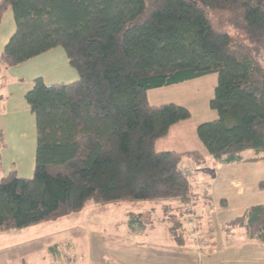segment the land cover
Returning a JSON list of instances; mask_svg holds the SVG:
<instances>
[{"label": "trees", "instance_id": "obj_1", "mask_svg": "<svg viewBox=\"0 0 264 264\" xmlns=\"http://www.w3.org/2000/svg\"><path fill=\"white\" fill-rule=\"evenodd\" d=\"M9 9L16 31L0 69L62 48L79 80L37 78L27 93L36 166L30 179L0 178V232L59 220L91 201L190 203L183 162L202 157L155 145L192 114L152 106L150 90L216 74L210 109L218 118L199 125L198 138L218 163L241 162L248 151L264 161V0H0V25ZM208 11L228 13L241 37L216 28ZM130 216L132 231L145 227L141 214ZM230 226L264 244V205Z\"/></svg>", "mask_w": 264, "mask_h": 264}, {"label": "rangeland", "instance_id": "obj_2", "mask_svg": "<svg viewBox=\"0 0 264 264\" xmlns=\"http://www.w3.org/2000/svg\"><path fill=\"white\" fill-rule=\"evenodd\" d=\"M9 14L10 15L5 17L3 22V28L5 30L9 29V16H11V22L15 27L11 9H9ZM208 16L216 28L228 31L231 35H234L235 38L241 37V35L230 26V15L228 13L208 11ZM47 58H49L48 62ZM20 70H22L20 75L23 76L24 81L29 82L32 86L38 77H43L46 85L66 83L72 80V76H75V79L79 80L78 72L69 65L68 58L62 48L54 50L50 55L43 56L41 59L25 65L23 69H15L12 76L15 77V74L20 72ZM176 86L180 85L178 84L156 90H165L161 91V94L167 97L169 101H175L179 105L192 104L190 110H188L193 113L194 121L211 119L209 115H203L202 109L195 104L198 102H194L196 99L200 100L203 97V93L199 88L197 89L194 86ZM19 89V85L13 88L14 102L22 97V92ZM153 91L148 92L151 100L154 99ZM207 97L208 96L204 97V99ZM19 111L20 113L22 112L21 110ZM208 111L215 114V119L218 118L217 113L211 110L210 107H208ZM18 126V124H15L7 127V138L5 140V144H8L7 148H4L3 142L0 143L2 150H5V155L0 164V166H2L0 167V176L5 177L8 175L9 172H6L5 166L11 164L9 160L12 158V155L19 151V148H16L18 142L15 141V137L19 136L20 141H22L21 132L23 131H19ZM25 127L24 131L26 134L23 140L24 144L21 142V148H24L22 151L25 155V163L30 164L31 158H33L35 165L34 160L38 142L35 116L29 124L28 121L25 122ZM254 155H256L254 151L244 153V156L247 158L253 157ZM239 167L240 169L242 168L248 171L247 175L245 174L240 177L247 184V188H245L246 200H243L242 195L238 194L237 189H235V196H228L230 209L227 211L228 213H225V217L227 218L234 217L236 214L241 213L245 206L264 204V190L260 192L254 184L256 181L264 180V161L246 163V165H240ZM18 169L20 171L18 174L19 177H27L28 179L33 177V170L30 172H23L21 166H19ZM194 172L196 174V171ZM185 175H187L190 180L192 191L198 196L196 199V206H198V209L203 208L202 205L204 200L202 197L205 196L207 188L203 185L197 187L194 179L195 177H193L189 171ZM226 180L227 179H224L222 182L221 178V181L217 183V197L222 194V192L224 193L226 191ZM221 201L222 200H214L211 204L215 206V209H218L221 207ZM137 204L139 203L97 204L91 201L86 205L85 209L79 213L72 214L56 221L45 222L20 229L21 231H19V233L0 235V262L12 260L28 261L32 264H103L104 261H107L108 264H120L122 260H125L124 257H126V255L123 254L124 256L121 258L119 253H124L123 251L128 247L137 246V241L127 235L131 233L132 225L135 224L131 219V213L138 215L145 213L146 217L142 215L140 219L146 227L152 222H155L156 219V217L153 218L148 216V213H150L149 209L143 208ZM194 207V199L192 198L191 202L186 205L175 203L171 207L165 209L166 216L170 218L173 229L180 228L182 220L184 219L183 224H185V229H187L185 230L186 237L189 236L190 214H193ZM185 214L188 215L184 217L183 215ZM163 215L164 213L160 211L158 218ZM151 219H153V221ZM134 228L136 229L135 231L143 234L142 232L148 227L140 228V226L136 224ZM161 232V230H156L154 234L149 233L145 236H143V234L141 237V245L144 247V259H148V261L153 264H166L167 262H169V264H264L263 247L262 249L261 247H257L255 252H253V248H250L252 250L249 251L253 252L251 254H247L246 250L241 251L237 260H232L231 257H227L226 260H224L223 254H221L219 255L222 256L221 259L215 255L212 256L210 260L207 259V262L199 259V256H202V254H198L200 251H198L195 246H189L192 250L190 256L187 255V253H182L181 250L177 248L174 250L175 252L172 251L169 246L166 248L165 246L167 244L161 241L163 238L160 237ZM181 232L182 231L175 232L176 240L179 242L182 240V237H179ZM174 245L176 244L174 243ZM241 249L242 248H240V250ZM185 255L187 258L184 260ZM204 258H206L205 254Z\"/></svg>", "mask_w": 264, "mask_h": 264}, {"label": "crops", "instance_id": "obj_3", "mask_svg": "<svg viewBox=\"0 0 264 264\" xmlns=\"http://www.w3.org/2000/svg\"><path fill=\"white\" fill-rule=\"evenodd\" d=\"M13 13V12H12ZM9 14V10L6 12L3 22L5 20V17H7ZM14 19V15H13ZM0 25V59L3 53V50L11 37L14 35L16 31V25L13 26L11 22V16L8 17V28L4 29V23ZM15 23V21H14ZM60 49V48H57ZM54 49V50H57ZM54 50L47 52L43 54L42 56L35 58L31 61H28L22 65H19L14 68L10 69H0V143L3 142L4 148H7L8 144H5V140L7 138L6 129L8 126H13L15 124H18V130L23 131L21 132V139L20 141L19 136L15 137V141H17L16 148H19V151L16 154L12 155V160L10 165H6V172H9L8 175L15 171L17 175L20 173L19 166H21V170L23 172H30L33 170L35 171L36 166V156H35V165L33 162V158H31L30 164L25 163V155L22 151L24 148H21V142L24 144L23 140L25 138V122L28 121L32 122V119L34 117V114L32 113L27 101H26V95L27 93L33 88V86L29 82H25L23 79V76L20 75L21 71L12 76L13 71L15 69H23L25 65H28L29 63L33 61H37L41 59L43 56L50 55L51 52ZM66 54V53H65ZM49 61V58H47V62ZM42 78L43 77H38ZM44 80V79H43ZM78 79H75V76H72V80L68 81L66 83L62 84H71L76 82ZM19 85L20 91L22 92V97L18 100H15L14 102V92L13 88ZM26 85V86H25ZM60 85V84H58ZM180 86L176 87H186V86H194L197 89L199 88L200 91L203 93V97L200 100L194 101L198 102L195 103L199 106L200 109H202V114H207L211 117V119H200V120H193V113L192 118L188 121L181 122L175 126H173L168 135L164 138L159 139L156 142L155 149L158 153H164V152H174L177 154H188V153H198L202 157V162L193 159V158H186L183 162V168H187L190 172V174L195 177V182L197 184V187H200L201 185L205 186L207 188L205 192V196L202 197L204 200L203 208L198 209V206H196V199L198 196L192 191V198L194 199V218L195 223L200 231V240L197 245L192 243L189 239V236L186 237L185 228H183V233L180 234L179 237H182L181 242L176 240L175 232L173 231L172 224L170 221V218L166 216L165 209L168 208V205L172 206L174 202H158V201H151V202H139L141 207L149 209L150 213H148L149 217H153L155 219V222H152L150 225H148L144 228H147L143 234H141L138 231H131V233H128L127 235L136 240L135 247H128L123 252L119 253L121 255V258H123L124 255H126L125 260H122L120 264H153L152 262H149L148 259H144V247L141 245V237L142 235L145 236L149 233H155L156 230H161L160 237H163L161 239L162 243L165 242L167 245L166 248L169 246L172 251H174L176 248L181 250L182 253H187V255H191L192 250L189 248V246H195L196 249L200 252L198 254H202V256H199V259L205 260L208 262L212 256L219 257L220 259L222 256L224 257V260H226L227 257H231L232 260H237L240 256L241 251H247L246 253L251 254L256 251L257 247L264 248V244L258 240L250 239L248 236V232L244 228L239 227H231L230 223L235 220L238 217H241L244 215L246 210L252 206H258V205H250L245 206L242 209V212L239 214H236L234 217H225V213H228L227 211L230 209V203H229V195L235 196V189H237V193L242 195V199L246 200V190L247 184L246 182L241 179L240 177L242 175H247L248 171L245 169H240V165H246V163H257L262 161H251L252 159L256 157H243V160L241 162L235 163V164H223L218 163L215 161L211 155L208 153L200 139L197 135V128L199 125L207 122L215 121L216 117L213 112L208 111V107H210V102L214 97V91L215 87L217 85V76L216 74H212L206 77H202L196 80L188 81L182 84H179ZM166 88V87H165ZM162 89V88H160ZM150 90L154 93V99L151 100L150 94L148 93V100L149 103L154 107H160L167 104H176L179 105L175 101H169L167 97H164L163 94H161V91L165 90H156L154 89ZM13 92V93H12ZM208 96L206 99L204 97ZM193 103V102H192ZM182 106V105H179ZM189 105H183L182 107H185L190 110ZM21 110L22 112L20 113ZM205 118V117H203ZM37 127V126H36ZM38 140V138H37ZM37 150V146H36ZM5 150H2L1 144H0V164L3 159V156ZM16 155V156H15ZM19 157V158H18ZM18 158V159H17ZM2 167V166H0ZM196 171V174L195 172ZM7 175V176H8ZM6 177V176H5ZM19 177V176H18ZM0 178H4V176H0ZM26 178L27 177H21ZM222 182L224 179H227L225 181L226 183V191L222 194H220L218 197L216 196V186L219 181ZM240 178V179H238ZM262 181H256L254 184L257 189H259V186ZM192 187V186H191ZM261 192V190L259 189ZM264 192V191H263ZM225 198V199H221ZM220 201L221 207L218 209H215V206L211 204L212 201ZM244 202V201H243ZM138 203V202H135ZM177 203V202H175ZM264 205V204H259ZM135 206V204H134ZM133 206V207H134ZM142 208V209H143ZM141 209V210H142ZM160 211L164 213L163 216L158 218V214L160 215ZM171 211V210H169ZM135 214V213H133ZM138 215V214H137ZM140 215V214H139ZM141 215H146L141 214ZM213 216V217H212ZM238 216V217H237ZM146 217V216H145ZM153 221V219H151ZM184 221V219L182 220ZM185 226V225H184ZM150 228V230H149ZM21 230H12L8 232H0V235H7L11 233H19ZM174 243L177 245H174ZM162 247V246H160ZM240 248H242L240 250ZM250 248H253V252L249 251L252 250ZM175 252V251H174ZM124 254V255H123ZM199 254V255H200ZM204 254L206 258H204ZM223 254L222 256H219ZM27 258V257H26ZM187 258V256H184V260ZM208 259V260H207ZM218 262V259H217ZM0 264H32L28 261H2ZM93 264V263H91ZM103 264H108L107 261H104ZM166 264H169L167 262Z\"/></svg>", "mask_w": 264, "mask_h": 264}, {"label": "built area", "instance_id": "obj_4", "mask_svg": "<svg viewBox=\"0 0 264 264\" xmlns=\"http://www.w3.org/2000/svg\"><path fill=\"white\" fill-rule=\"evenodd\" d=\"M188 169L184 168V174L188 173ZM195 218L192 216L190 218V222H189V226H190V231H189V239L192 243H194L195 245H197L199 243L200 240V231L197 227L195 223ZM194 222V223H193Z\"/></svg>", "mask_w": 264, "mask_h": 264}]
</instances>
